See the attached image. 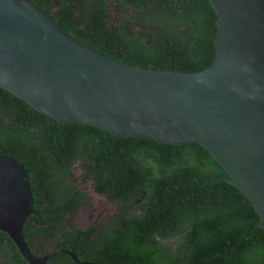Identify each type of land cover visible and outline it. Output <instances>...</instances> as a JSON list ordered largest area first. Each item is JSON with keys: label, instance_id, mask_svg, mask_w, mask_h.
<instances>
[{"label": "trees", "instance_id": "obj_1", "mask_svg": "<svg viewBox=\"0 0 264 264\" xmlns=\"http://www.w3.org/2000/svg\"><path fill=\"white\" fill-rule=\"evenodd\" d=\"M80 3L60 2L58 12L52 11L54 4H48V9L34 5L84 46L127 65L190 73L207 68L215 59L218 15L210 0L145 4L152 14L145 24L147 29L152 26L151 34L143 35L150 38L148 44H138L133 38L125 41L107 27L92 6L82 10ZM128 30L126 26L124 31ZM122 47L131 52V61L116 56ZM0 156L15 158L29 173L39 215L30 216L23 227L29 248L31 239H46L59 232L45 223L56 224L69 208L85 202V196L69 181L74 166L84 170L85 181H95L98 192L111 193L120 204L130 202L135 208L141 198L140 205L146 206L142 195L147 194L148 205L159 213L151 210L149 221L144 222L146 231L156 234L160 230L162 222L155 219L164 212L169 224L166 234L175 230L185 233L189 258L183 261L187 264H264L259 216L228 184L229 176L219 161L199 143L176 146L137 137L117 138L95 127L59 123L0 88ZM56 179L60 180L55 186L59 193L51 189ZM130 223L131 219L123 217L115 232L105 236L115 263L130 259ZM82 234L66 233L72 238L60 239L78 258L84 254V247L79 249L77 244ZM61 258L63 264L70 262L67 255ZM0 264H27L2 232Z\"/></svg>", "mask_w": 264, "mask_h": 264}, {"label": "water", "instance_id": "obj_2", "mask_svg": "<svg viewBox=\"0 0 264 264\" xmlns=\"http://www.w3.org/2000/svg\"><path fill=\"white\" fill-rule=\"evenodd\" d=\"M215 59L190 73L144 69L84 46L27 0H0V88L59 123L160 144H201L264 231V0H210ZM36 214L23 164L0 156V232L27 264L23 226ZM74 263L77 261L71 253Z\"/></svg>", "mask_w": 264, "mask_h": 264}, {"label": "flooded vegetation", "instance_id": "obj_3", "mask_svg": "<svg viewBox=\"0 0 264 264\" xmlns=\"http://www.w3.org/2000/svg\"><path fill=\"white\" fill-rule=\"evenodd\" d=\"M27 1L33 4L36 2L39 5H46L47 9L48 4H54L52 11L57 12L60 9V2L72 1L73 3H78V1H81L80 7L82 10L86 6L88 9L92 6L98 17L106 21L107 27L112 28L114 33L121 35L125 41L131 42L133 38L138 44L142 42L148 44L150 38L143 35L151 34L152 26L150 25L147 29L145 24L152 14H150V7H146L145 4H179L183 0ZM139 4L145 5V7H138ZM126 26L129 27L128 32L124 31ZM121 49L117 52L116 56H120L126 61H131V52H128L123 47ZM85 174L82 168L74 169L73 166V174L69 178V181L79 190L80 194L85 196V202L72 210L69 208V211L56 224H52V222L49 224L45 223V226H49L51 230L59 229V232L46 239H41V237L39 239H31L29 242L31 248H28L33 256L40 259L54 253V256L47 259L46 264H63L62 255L68 256L70 262H66L67 264H76L69 253L73 254L77 261L82 264H118L112 258V248L108 244L106 235L113 234L118 226V222L123 217H126L127 219H131L130 225L132 226V231L130 232V259H120L121 264H150V261H154L155 264H165V261H172L175 264H187V262L183 261V258H189L188 246L183 240L185 233L181 230H175L172 231L171 235H167L166 232L168 231L169 224L168 217L166 214H163L164 212L160 214V217L158 216L159 218L155 219L157 222H160V220L162 222L160 230L156 234L146 231L148 225L144 222L149 221L151 210L159 213L158 210L148 205L147 194L142 195V200L146 206L140 205L141 198H139L136 200L135 208H131L130 202L123 205L111 193L98 192L95 187V181L90 179L85 181ZM59 184L60 180L56 179L54 187H51V189L54 188L59 193L60 190L55 187ZM35 215L39 216L37 211ZM30 216L25 220L24 226L26 221L30 220ZM39 220H43V218L39 217ZM31 223H34V221L31 220ZM121 225H123V222ZM78 231L84 233L78 237L79 240L77 241L79 249L81 246L84 247L82 250L84 254L80 255V258L70 248L65 247L66 244L60 243L62 236L64 240L72 238L67 237L66 233L72 234ZM89 233L91 235H88ZM59 245H62V247ZM194 263L197 264V262ZM190 264H193V261H190Z\"/></svg>", "mask_w": 264, "mask_h": 264}]
</instances>
